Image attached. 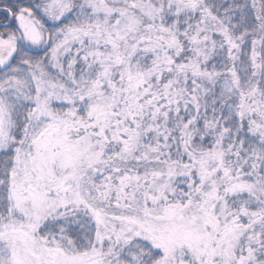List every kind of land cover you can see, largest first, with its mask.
Returning <instances> with one entry per match:
<instances>
[{
	"label": "snow or ice",
	"instance_id": "6c2138e0",
	"mask_svg": "<svg viewBox=\"0 0 264 264\" xmlns=\"http://www.w3.org/2000/svg\"><path fill=\"white\" fill-rule=\"evenodd\" d=\"M0 264H264V0H0Z\"/></svg>",
	"mask_w": 264,
	"mask_h": 264
}]
</instances>
